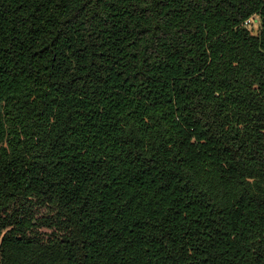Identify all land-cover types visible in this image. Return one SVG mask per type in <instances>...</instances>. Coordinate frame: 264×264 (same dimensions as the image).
<instances>
[{
	"label": "trees",
	"instance_id": "1",
	"mask_svg": "<svg viewBox=\"0 0 264 264\" xmlns=\"http://www.w3.org/2000/svg\"><path fill=\"white\" fill-rule=\"evenodd\" d=\"M0 264H264V0H0Z\"/></svg>",
	"mask_w": 264,
	"mask_h": 264
},
{
	"label": "rangeland",
	"instance_id": "2",
	"mask_svg": "<svg viewBox=\"0 0 264 264\" xmlns=\"http://www.w3.org/2000/svg\"><path fill=\"white\" fill-rule=\"evenodd\" d=\"M253 17V21L251 22V25H247L248 27H250V29L254 32L255 29H259L260 27V16L255 14L252 16Z\"/></svg>",
	"mask_w": 264,
	"mask_h": 264
},
{
	"label": "built area",
	"instance_id": "3",
	"mask_svg": "<svg viewBox=\"0 0 264 264\" xmlns=\"http://www.w3.org/2000/svg\"><path fill=\"white\" fill-rule=\"evenodd\" d=\"M253 21V17L251 16L250 18H248L246 21H245V23H246V25H251V22Z\"/></svg>",
	"mask_w": 264,
	"mask_h": 264
},
{
	"label": "water",
	"instance_id": "4",
	"mask_svg": "<svg viewBox=\"0 0 264 264\" xmlns=\"http://www.w3.org/2000/svg\"><path fill=\"white\" fill-rule=\"evenodd\" d=\"M259 31V29H255V31L253 33L257 34Z\"/></svg>",
	"mask_w": 264,
	"mask_h": 264
}]
</instances>
